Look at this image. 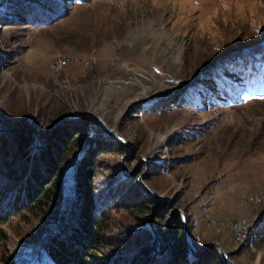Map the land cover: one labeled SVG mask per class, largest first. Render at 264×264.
<instances>
[{
	"label": "rangeland",
	"instance_id": "obj_1",
	"mask_svg": "<svg viewBox=\"0 0 264 264\" xmlns=\"http://www.w3.org/2000/svg\"><path fill=\"white\" fill-rule=\"evenodd\" d=\"M89 52L86 66L46 68L57 54ZM263 60L264 0H74L47 24L0 23V120L10 127L35 119L45 130L92 118L101 131L86 136L104 134L121 147L94 155L92 185L136 180L159 196L144 210L111 208L107 239H124L164 207L153 220L163 225L181 210L198 250L218 244L228 264H264V196L240 201L264 187ZM48 213L0 223V253L13 256L6 264L48 262L32 241L54 225ZM254 215L252 244L234 241L225 222Z\"/></svg>",
	"mask_w": 264,
	"mask_h": 264
},
{
	"label": "trees",
	"instance_id": "obj_2",
	"mask_svg": "<svg viewBox=\"0 0 264 264\" xmlns=\"http://www.w3.org/2000/svg\"><path fill=\"white\" fill-rule=\"evenodd\" d=\"M72 1L0 0L6 4L0 23L24 20L33 25L47 24L65 15ZM240 64L242 67L245 61ZM240 72L244 76L245 72ZM63 122L44 130L36 126L35 119L10 127L0 120V223L25 212H49L54 225L32 238L37 257L44 254L48 260L45 264H224L217 246L198 250L186 230L193 249L189 251L179 211L169 214L163 225L153 220L162 216L164 207L154 209L150 218L156 242L153 229L143 217L142 226L131 230L124 239H107L105 234L112 231L114 223L111 208L138 206L144 210L158 198L148 195L136 180L126 186V180L109 177L92 185L88 166L94 155L121 147H112L104 134L87 137L88 128L101 131L92 118ZM31 135L34 144L30 142ZM27 143L29 148H24ZM74 149L77 153L70 157ZM67 160L71 162L72 175L65 196L61 171ZM112 195L116 196L114 200H104ZM12 257L2 251L0 264L9 263Z\"/></svg>",
	"mask_w": 264,
	"mask_h": 264
},
{
	"label": "built area",
	"instance_id": "obj_3",
	"mask_svg": "<svg viewBox=\"0 0 264 264\" xmlns=\"http://www.w3.org/2000/svg\"><path fill=\"white\" fill-rule=\"evenodd\" d=\"M93 55L91 52L77 55V54H68V53H61L55 56L50 57L46 61V68L50 71H59L64 67L67 66H75L76 64H80L81 66H86L90 60L92 59ZM264 196V187L251 192L249 195H242L240 198L241 202H251L255 203L260 201L261 197ZM256 216L254 215L253 218L248 219H233L231 221L225 222L227 227L231 230L233 240L242 243L243 245H251L253 238H254V231H253V221L256 220Z\"/></svg>",
	"mask_w": 264,
	"mask_h": 264
},
{
	"label": "water",
	"instance_id": "obj_4",
	"mask_svg": "<svg viewBox=\"0 0 264 264\" xmlns=\"http://www.w3.org/2000/svg\"><path fill=\"white\" fill-rule=\"evenodd\" d=\"M74 118L76 119L77 116H75ZM103 131H104L107 135H109L105 130H103ZM121 143H124V142L121 141ZM142 187L144 188V185H143V184H142ZM151 195H152V196H159V195H157V194H151ZM179 211H180V213H182L181 210H179ZM172 212H173V211H171L169 214H171ZM147 219H148V217H147ZM181 219H182V224H183V235H184L185 243H186L187 248L189 249V251H190V252H193L192 246H191L190 242L188 241V239L186 238L185 218H184L183 215H182ZM147 221H148L149 225L153 228V231H154V233H155V229H154L152 223H151L149 220H147ZM156 240H157V236H156V233H155V234H154V242H156ZM169 240H171V237H170ZM217 246H218V248L220 249L221 258L223 259L224 263H225V264H228L227 261H226L225 255H224V253H223V251H222V249H221V247H220V245L217 244ZM202 251H203V249H202Z\"/></svg>",
	"mask_w": 264,
	"mask_h": 264
},
{
	"label": "bare ground",
	"instance_id": "obj_5",
	"mask_svg": "<svg viewBox=\"0 0 264 264\" xmlns=\"http://www.w3.org/2000/svg\"><path fill=\"white\" fill-rule=\"evenodd\" d=\"M68 67V66H67ZM53 72V71H52ZM27 122V121H26Z\"/></svg>",
	"mask_w": 264,
	"mask_h": 264
}]
</instances>
